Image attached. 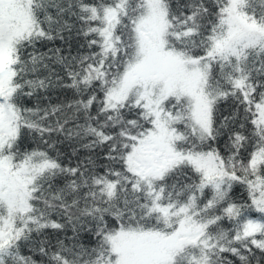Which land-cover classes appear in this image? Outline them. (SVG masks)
<instances>
[{
	"label": "snow or ice",
	"instance_id": "obj_1",
	"mask_svg": "<svg viewBox=\"0 0 264 264\" xmlns=\"http://www.w3.org/2000/svg\"><path fill=\"white\" fill-rule=\"evenodd\" d=\"M0 264H264V0H0Z\"/></svg>",
	"mask_w": 264,
	"mask_h": 264
}]
</instances>
